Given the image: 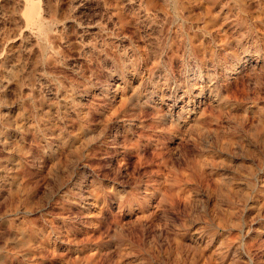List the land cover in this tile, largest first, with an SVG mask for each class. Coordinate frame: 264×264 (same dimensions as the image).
<instances>
[{
    "label": "rangeland",
    "instance_id": "obj_1",
    "mask_svg": "<svg viewBox=\"0 0 264 264\" xmlns=\"http://www.w3.org/2000/svg\"><path fill=\"white\" fill-rule=\"evenodd\" d=\"M36 1L0 0V264H264V0Z\"/></svg>",
    "mask_w": 264,
    "mask_h": 264
},
{
    "label": "bare ground",
    "instance_id": "obj_2",
    "mask_svg": "<svg viewBox=\"0 0 264 264\" xmlns=\"http://www.w3.org/2000/svg\"><path fill=\"white\" fill-rule=\"evenodd\" d=\"M24 7H26L27 13L26 12L25 13L27 14L26 15L28 17L27 19H30L33 22H34V19H36V21L38 22L39 21L38 15H39V11H40V10H38V2L36 0H26V6L24 5ZM36 21H35V23H36Z\"/></svg>",
    "mask_w": 264,
    "mask_h": 264
}]
</instances>
